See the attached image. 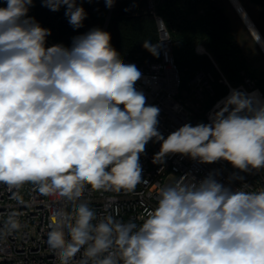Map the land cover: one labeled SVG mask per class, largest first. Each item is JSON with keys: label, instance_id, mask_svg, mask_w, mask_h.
I'll list each match as a JSON object with an SVG mask.
<instances>
[{"label": "clouds", "instance_id": "obj_1", "mask_svg": "<svg viewBox=\"0 0 264 264\" xmlns=\"http://www.w3.org/2000/svg\"><path fill=\"white\" fill-rule=\"evenodd\" d=\"M115 0H105L107 8ZM0 7V184L25 183L73 205L59 208L47 231L58 264H264V188L232 190L210 173L161 187L141 224L98 218L81 198L93 190L131 192L146 182L140 155L160 141L153 163L180 154L200 163L264 169V99L232 89L210 123H185L165 138L160 108L135 87L142 73L92 28L70 47H46L50 29L28 16L33 0ZM74 29L87 17L77 0H42ZM161 23H163L161 21ZM258 34L254 29L250 30ZM258 42V39L256 40ZM158 56V44L142 45ZM187 177V176H185ZM77 201H81L77 203ZM21 227L12 212L11 233Z\"/></svg>", "mask_w": 264, "mask_h": 264}, {"label": "built area", "instance_id": "obj_2", "mask_svg": "<svg viewBox=\"0 0 264 264\" xmlns=\"http://www.w3.org/2000/svg\"><path fill=\"white\" fill-rule=\"evenodd\" d=\"M161 1L147 0V9L158 22L159 58L155 61L141 62L127 54L122 59L126 63L135 64L142 73L135 87L144 93L147 105L160 108L157 128L167 138L171 132L185 123L192 126L210 123V117L218 110L217 105L232 89L247 93V90L260 88L244 71H242L245 76L244 82L233 85L213 60L220 72L219 82L228 87L226 94L216 98L209 105L216 94L213 88L215 78L211 72L206 71H197L189 82V89H182L181 71L175 61L172 34L157 11ZM0 7L6 5L0 1ZM53 45L56 43L47 37L46 47ZM197 51L212 58L203 44L197 46ZM161 143L149 141L145 152L140 155L142 175L146 182L139 184L134 191H97L88 186L81 201L87 202L95 210L98 218L112 215L117 220L124 222L131 220L139 225L147 213L157 206L159 189L182 177L186 181L193 179L199 182L211 173L218 182L232 190L244 186H247L245 190L248 191L264 188V169L241 172L225 160L200 163L190 157L175 154L167 156L163 165L153 163L155 154L160 151ZM59 208L71 213L73 205L55 195L46 196L40 193L38 187L32 183H25L12 189L0 184V264H58L46 241L53 213ZM12 212L17 214L21 227L9 233L5 229V221Z\"/></svg>", "mask_w": 264, "mask_h": 264}, {"label": "trees", "instance_id": "obj_3", "mask_svg": "<svg viewBox=\"0 0 264 264\" xmlns=\"http://www.w3.org/2000/svg\"><path fill=\"white\" fill-rule=\"evenodd\" d=\"M5 5V0H0ZM264 9V0H254ZM87 13L83 26L74 29L65 16L66 6L59 11H51L43 6L42 0H33L28 16L44 28L50 29L51 38L56 44L70 47L75 36L86 33L92 28L105 30L111 34V45L121 57L130 55L141 62L155 61L160 55V35L156 17L147 9V0H115L113 7H106L105 0H77ZM205 7V10H204ZM203 9V10H202ZM157 11L169 27L172 38L175 61L181 71L182 89H189V82L197 71H213L217 78L219 68L233 85L244 82V75H254L249 68L248 59L232 32L228 15L222 6L212 0H162ZM158 44V56L152 55L142 45L144 41ZM202 43L210 52H196V45ZM214 81L216 99L226 94L227 85ZM264 96V75L260 79ZM258 86V84H257ZM259 87V86H258Z\"/></svg>", "mask_w": 264, "mask_h": 264}, {"label": "rangeland", "instance_id": "obj_4", "mask_svg": "<svg viewBox=\"0 0 264 264\" xmlns=\"http://www.w3.org/2000/svg\"><path fill=\"white\" fill-rule=\"evenodd\" d=\"M212 2H214V4L218 6H222L226 14L228 15L230 23H231V27H232V32L234 33V36L236 37L238 44L242 48L244 55L248 59L249 68L252 70L254 74V75L249 74L248 76L252 77L255 80L256 84H258L260 90H262L261 85H260L261 84L260 79L264 75V51L263 49L261 48L260 44L256 42V39L250 33L246 24L242 20L239 12L235 9V7L233 6L230 0H212ZM241 2L243 3L244 6H246L245 8L248 10L249 14L251 15V17L257 24L258 28L261 30V32L264 35V9L262 8L261 4L255 2L254 0H241ZM204 10H205V7H204ZM200 44L202 43H199L196 45L197 53H199L197 51V46ZM199 54H202V53H199ZM208 72H211L215 79L217 78L216 74H214L213 71H208ZM213 88L215 89L214 82H213Z\"/></svg>", "mask_w": 264, "mask_h": 264}, {"label": "bare ground", "instance_id": "obj_5", "mask_svg": "<svg viewBox=\"0 0 264 264\" xmlns=\"http://www.w3.org/2000/svg\"><path fill=\"white\" fill-rule=\"evenodd\" d=\"M231 3L233 4V6L235 7V9L239 12L242 20L244 21V23L246 24L247 28L249 29V31L251 29H254L255 32L258 34V37L255 36V33L251 32L250 33L253 35V37L257 40L258 39V43L260 44L261 48L264 51V35L261 32V30L258 28L257 24L255 23V21L253 20V18L251 17V15L249 14L248 10L245 8L246 6L243 5V3L241 2V0H230ZM252 92H258L259 96L264 99L263 94H261V91L257 88H253L252 90H247V93H252Z\"/></svg>", "mask_w": 264, "mask_h": 264}, {"label": "water", "instance_id": "obj_6", "mask_svg": "<svg viewBox=\"0 0 264 264\" xmlns=\"http://www.w3.org/2000/svg\"><path fill=\"white\" fill-rule=\"evenodd\" d=\"M110 14H109V16H108V21H109V19H110ZM108 21H107V24H108ZM107 24H106V26H105V30L104 31H106V29H107Z\"/></svg>", "mask_w": 264, "mask_h": 264}]
</instances>
